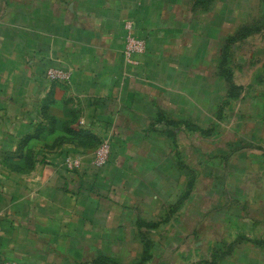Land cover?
Masks as SVG:
<instances>
[{
	"label": "rangeland",
	"instance_id": "obj_1",
	"mask_svg": "<svg viewBox=\"0 0 264 264\" xmlns=\"http://www.w3.org/2000/svg\"><path fill=\"white\" fill-rule=\"evenodd\" d=\"M3 1L7 11L18 12L25 0ZM123 2L140 17V24L136 18L124 23V31L129 23L132 37L142 43L141 52L127 58L123 32V56L130 67L150 69L155 63L149 58L159 59L171 48L165 37L154 56L148 48L164 25L155 18L158 10L173 16L168 24L181 27L184 43L164 57L152 80L141 75L150 99L132 90L119 93L122 98L112 101L122 102L123 110L115 116L105 112L106 99L90 100V108L79 103L75 134L60 128L49 133L43 156L62 173L82 179L80 190L88 192L81 200L84 211L95 212L91 241L96 251L87 261L96 253L94 262L109 264H207L215 245L235 239L247 244L250 236L264 235V0ZM5 43L0 51L9 52L10 41ZM6 64L0 57V97L14 101L0 115H25L31 108L15 109L14 102L25 105L33 98L38 103L42 95L18 91L21 77L10 85ZM42 77L47 79L46 72ZM35 140L31 151L39 155L42 141ZM105 146L108 157L98 165ZM71 210L77 207L67 206ZM54 222L58 234L85 237L84 219L74 233L79 221L61 217ZM232 252L224 250L226 256Z\"/></svg>",
	"mask_w": 264,
	"mask_h": 264
},
{
	"label": "crops",
	"instance_id": "obj_2",
	"mask_svg": "<svg viewBox=\"0 0 264 264\" xmlns=\"http://www.w3.org/2000/svg\"><path fill=\"white\" fill-rule=\"evenodd\" d=\"M1 1L0 45L10 41L9 52L0 51L2 61L8 63L4 76L12 78L10 85L16 82V77H21L22 88L18 91L24 88L31 95L35 92V95L42 96L38 103L33 98L25 105L14 102L15 109L26 107L28 111L31 108L24 112L25 115H0V261L95 264L96 253L89 261L85 259L86 256L91 258V253L96 251L95 243L91 241L92 227L96 225L95 212L84 211V201L81 200L83 193L88 192L80 190L82 179L62 173L59 166L43 156L48 154V135L58 128L63 131L75 129L74 112L79 103L83 108H90V100L106 99L105 112L115 116L122 113L123 103L112 100L122 98L119 95L123 92L132 90L150 99L147 96L152 92L143 84L142 77L152 80L157 76V69L162 68L164 57L169 58L171 51L176 54L174 49L184 43L181 27L168 24L174 22L171 21L173 16L158 10L155 18L162 19L164 25L150 37L148 48L153 49L154 56L159 38L164 37L171 48L169 52L164 51L159 59L157 56L149 58L155 63L150 69L144 65L141 68L130 67L123 56L124 23L133 18L139 23L140 17L134 16L128 3L120 4L119 0H69L66 5L65 0H25L17 5L20 10L15 12L12 8L7 11V5L2 7L5 2ZM171 33L180 34L170 37ZM20 35L24 36L23 43L18 40ZM22 44L25 45L24 54L17 55ZM51 68L70 73V83L43 78L42 74ZM145 97V106L152 108L154 103L150 104ZM13 101L8 103L7 99L0 97V109L9 108ZM34 104H37L35 111ZM46 119L50 122L46 123ZM43 122L51 128L49 125L47 128L36 126ZM35 139L42 141L39 155L31 151L30 141L36 142ZM98 192L103 194V190ZM93 196L95 194H90ZM72 205L73 209L77 207V211H67V206ZM61 217L79 221L72 233L75 228H78L76 231L81 228L84 219L87 223L83 227L85 237L73 234L65 237V234L56 233L54 221ZM250 237L247 244L235 243V239L231 243L215 245L213 258L206 259L209 260L206 263L264 264V235L257 233V238ZM228 249L233 251L232 256L224 254Z\"/></svg>",
	"mask_w": 264,
	"mask_h": 264
},
{
	"label": "built area",
	"instance_id": "obj_3",
	"mask_svg": "<svg viewBox=\"0 0 264 264\" xmlns=\"http://www.w3.org/2000/svg\"><path fill=\"white\" fill-rule=\"evenodd\" d=\"M125 30L127 31L126 38H127V42H128V46H127L125 52H126L127 58H129L131 55V52H141L142 43L135 40L132 37L131 25L129 23L126 25ZM46 76L50 81H55V82H59L62 84H68L71 81L70 73L63 71V70H60V69H55V68L48 69ZM108 154H109L108 147L107 146L103 147L101 149V151H99V153H98L97 164L98 165L104 164L106 162ZM0 264H16V263L10 262V261H0Z\"/></svg>",
	"mask_w": 264,
	"mask_h": 264
},
{
	"label": "trees",
	"instance_id": "obj_4",
	"mask_svg": "<svg viewBox=\"0 0 264 264\" xmlns=\"http://www.w3.org/2000/svg\"><path fill=\"white\" fill-rule=\"evenodd\" d=\"M227 74V76L228 77H230V74H228V73H226ZM164 125V124H163ZM156 126H162V123H158V124H156ZM68 131V133H70V134H75V132L76 131H74V130H72V129H68L67 130ZM78 134H86V133H84L83 131H79L78 132ZM258 243H259V241H258ZM263 243V242H262ZM95 263H97V264H109L108 262H106V261H95Z\"/></svg>",
	"mask_w": 264,
	"mask_h": 264
}]
</instances>
